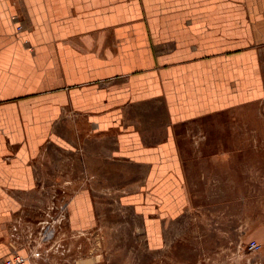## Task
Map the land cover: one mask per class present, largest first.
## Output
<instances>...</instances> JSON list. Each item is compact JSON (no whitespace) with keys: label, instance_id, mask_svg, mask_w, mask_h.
<instances>
[{"label":"crops","instance_id":"1","mask_svg":"<svg viewBox=\"0 0 264 264\" xmlns=\"http://www.w3.org/2000/svg\"><path fill=\"white\" fill-rule=\"evenodd\" d=\"M263 98L264 0H0V259L22 250L13 228L45 146L139 183L124 198L161 249L191 177L215 169L185 160L176 129ZM92 204L73 198L75 228Z\"/></svg>","mask_w":264,"mask_h":264},{"label":"rangeland","instance_id":"2","mask_svg":"<svg viewBox=\"0 0 264 264\" xmlns=\"http://www.w3.org/2000/svg\"><path fill=\"white\" fill-rule=\"evenodd\" d=\"M176 132L184 137L185 160L199 155L196 165L215 169L198 180L201 173L190 175L189 204L165 223L158 250L124 198L139 183L112 166L90 177L81 155L45 146L36 163L37 189L24 200L13 228L29 264H264V98L242 113L212 115ZM80 192L91 195L96 220L77 229L71 203ZM251 240L259 243L257 250L248 248Z\"/></svg>","mask_w":264,"mask_h":264},{"label":"built area","instance_id":"3","mask_svg":"<svg viewBox=\"0 0 264 264\" xmlns=\"http://www.w3.org/2000/svg\"><path fill=\"white\" fill-rule=\"evenodd\" d=\"M15 15L12 17L15 19ZM22 30V25L18 24L16 31L20 32ZM259 243L256 240H251L248 242V248L251 250H257L259 248ZM0 264H29L28 256L21 253L18 249L12 250L8 255L0 259Z\"/></svg>","mask_w":264,"mask_h":264}]
</instances>
